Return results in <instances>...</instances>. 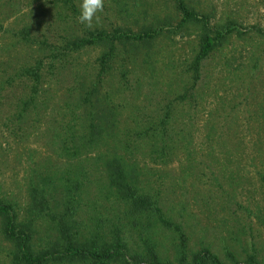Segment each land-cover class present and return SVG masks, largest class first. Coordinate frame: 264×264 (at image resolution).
<instances>
[{
  "label": "rangeland",
  "instance_id": "374dc122",
  "mask_svg": "<svg viewBox=\"0 0 264 264\" xmlns=\"http://www.w3.org/2000/svg\"><path fill=\"white\" fill-rule=\"evenodd\" d=\"M184 1L225 34L190 91L198 27L177 25L173 0H104L93 29L78 21L81 0H0V78L39 63L38 80L25 76L0 89V201L32 229L35 252L61 243L58 224L79 241L107 239L117 226L129 250L150 245L174 262L177 231L147 216L134 225L108 186L103 163L117 155L178 227L186 250L206 248L223 264L227 253L254 254L264 264V0ZM228 21L234 27L226 34ZM22 26L27 43L15 36ZM149 26L160 29L149 46L117 45L101 75L105 47L65 48L87 31ZM92 83L114 115L88 141L80 96ZM14 255L0 220V264H22Z\"/></svg>",
  "mask_w": 264,
  "mask_h": 264
},
{
  "label": "trees",
  "instance_id": "16d2710c",
  "mask_svg": "<svg viewBox=\"0 0 264 264\" xmlns=\"http://www.w3.org/2000/svg\"><path fill=\"white\" fill-rule=\"evenodd\" d=\"M177 9L180 11L181 17L177 23L178 26L192 24L198 27L197 34V51L189 64L191 84L188 90H192L195 82L199 79V68L201 61L224 39L225 34L216 28H211L207 24L204 16L198 15L195 10L189 6L184 0H173ZM232 21L226 22L224 32L229 33L233 29ZM2 26L0 24V30ZM259 34L264 39V31L258 29ZM160 29L157 27H142L138 32L122 31L114 28L111 32L101 30L87 31L84 36L74 38L67 41L65 48L69 51L78 50L86 45H100L106 48L99 58V71L101 75L106 65L112 59L117 45H137L142 43L149 46L150 42L158 36ZM19 35L22 41L29 42L28 28L22 26L16 31L15 36ZM6 67L15 70L10 65L9 60L2 61ZM39 63L36 62L32 67L23 66L19 68V74L15 70L10 76H2L0 78V89L4 83H9L13 79L31 76L34 80H38ZM2 74V73H1ZM15 82V81H14ZM189 90V91H190ZM185 91L178 94L176 98L180 101L185 99ZM80 96L81 102L85 105V115L87 119V135L88 141L97 138L103 128L112 125L113 110L107 103L100 102L98 98L97 84L92 83L86 88ZM192 96L191 92L189 93ZM106 97V95H105ZM79 98V97H78ZM107 98V97H106ZM26 103V102H25ZM107 105V106H106ZM170 106L168 105L163 113L160 123L164 124L169 119ZM103 166L107 174L108 186L116 195L117 201L123 207L124 215H129L134 225L140 223V217L147 216L153 218L166 229L176 230L178 233V244L174 262L171 263L167 259H161L152 246L145 247L144 252L129 250L122 237L119 227L113 226L109 229L108 237L102 240L85 239L79 241L77 237H72L69 228L65 224H58V232L60 234L61 243H55L51 250L46 253L35 252L30 244L32 237V229L28 225L20 224L16 221L11 205L7 202L0 201V220L2 233L15 246L18 255H14L15 259L22 264H42L47 260H68L76 264H223L222 261L208 249L202 248L197 251L189 252L186 250V239L179 231L176 225H172L167 217L162 213L159 202L142 186L137 185L132 180L134 175L129 174L123 160L120 156L114 155L112 158L104 161ZM130 171V170H129ZM132 172V171H131ZM135 178V177H134ZM69 207L67 206V209ZM228 262L226 264H258L254 254L247 255L243 260H237L231 254L227 253ZM16 261V262H17Z\"/></svg>",
  "mask_w": 264,
  "mask_h": 264
},
{
  "label": "clouds",
  "instance_id": "9594fccd",
  "mask_svg": "<svg viewBox=\"0 0 264 264\" xmlns=\"http://www.w3.org/2000/svg\"><path fill=\"white\" fill-rule=\"evenodd\" d=\"M104 11V0H81L78 21L88 29L102 23L101 13Z\"/></svg>",
  "mask_w": 264,
  "mask_h": 264
}]
</instances>
